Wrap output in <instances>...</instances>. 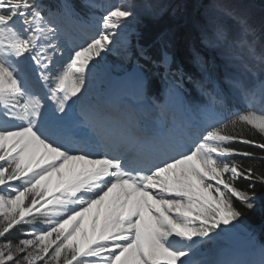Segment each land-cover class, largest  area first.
Masks as SVG:
<instances>
[{
  "label": "snow or ice",
  "instance_id": "6c2138e0",
  "mask_svg": "<svg viewBox=\"0 0 264 264\" xmlns=\"http://www.w3.org/2000/svg\"><path fill=\"white\" fill-rule=\"evenodd\" d=\"M188 7L0 0V264H264V244L258 262L200 251L235 227L237 203L256 207V183L264 185L254 167L264 162V15L218 0ZM145 8L153 19L169 14L150 36L138 28ZM69 24L95 31L73 44ZM201 47L244 71L221 77ZM109 53L135 58L136 97L158 113L154 124L109 131L84 103ZM176 98L195 119L168 118Z\"/></svg>",
  "mask_w": 264,
  "mask_h": 264
},
{
  "label": "bare ground",
  "instance_id": "6f19581e",
  "mask_svg": "<svg viewBox=\"0 0 264 264\" xmlns=\"http://www.w3.org/2000/svg\"><path fill=\"white\" fill-rule=\"evenodd\" d=\"M69 31L72 32L73 35V44H80L83 42L84 39L87 38L86 34L87 32L92 35V33L95 31L94 28H87L81 33L80 30L76 29L75 26L69 24L68 25ZM89 35V36H90ZM106 57V56H105ZM67 59V57H65ZM113 72L112 68H110L107 65H103L102 69H100L98 66L96 69L93 70V73L89 77V84H88V91L84 97V103L90 106L98 115V118L102 121H106L105 125L107 126V129L109 131L116 130L120 131L122 130H128L131 129H123V125L118 122H112L111 119H106L103 114L105 112H109L111 115L116 114V111L119 109L121 111L125 110L127 112H134V114L138 115V113L142 111H148L145 107L142 106V104L138 101L136 97V87H135V81H134V75L128 77L127 84H125V80L123 77L119 84L116 85H109V90L106 92L102 90L103 85L106 84V81L104 79H107L108 82L111 81V78L109 74ZM108 76V77H107ZM182 101L178 98L173 99L169 105L168 115L170 116V119L174 118L178 123H186L189 120H193L195 118L187 116V114L184 111ZM106 105H110V108H106ZM118 105V108L117 106ZM101 107V108H100ZM118 118H123L124 116L121 113H117ZM108 117V116H107ZM127 118L128 121H135L136 116L133 114H129L125 119ZM130 119V120H129ZM151 120L152 124H154L157 119L148 118ZM116 125V126H115ZM120 128V129H119ZM88 221H85V226H87ZM241 246V250L247 251V252H241L239 249H236L237 247ZM235 246L232 253L228 255L227 258L224 257V251L225 250H219L221 248H218L215 244V249L208 250V252H203L205 254V257L210 260H224V261H241L246 262L247 256L249 255V252L247 250V247L244 248V245ZM260 259L259 253L255 251L252 255V262H258Z\"/></svg>",
  "mask_w": 264,
  "mask_h": 264
},
{
  "label": "rangeland",
  "instance_id": "374dc122",
  "mask_svg": "<svg viewBox=\"0 0 264 264\" xmlns=\"http://www.w3.org/2000/svg\"><path fill=\"white\" fill-rule=\"evenodd\" d=\"M52 1H54L55 3L58 2V0H52ZM171 1L172 0H134L135 3L140 4L142 6L169 4V3H171ZM102 2L111 3V2H113V0H102ZM218 2L223 3L229 7L235 8L239 12H248V13L252 14L254 16V18H256V19H259L262 15H264V0H218ZM198 3L208 5V4L212 3V0H198ZM85 10L87 11V9H85ZM200 11H203V9H200ZM142 16H147V17L152 18L147 13L146 8L141 13V17ZM229 23H231V22L229 21ZM140 27H141V24L138 26L139 30H140ZM133 43H135V38H133ZM213 52L216 54V56L218 58V60L216 61V64L218 66L217 68L221 71V77H223L226 72L231 73V72H236V71H240V72L244 71L240 61H233V63L236 65L235 68L227 67L228 61L226 59L222 58L221 52L220 51H213ZM238 52H239V50H234L232 54L235 55ZM201 54L204 55V57L207 59V55H206L205 51L202 49H201ZM189 55H190V53L187 51V49H185L183 56L187 57ZM227 55H229V53L225 52L224 56H227ZM140 63L142 64L143 62L140 61ZM103 65H107L110 68H112V70H113V72L111 74H109L111 81L108 82V80H107L108 78L104 79L106 81V84L103 85L102 90H103V92L104 91L107 92L109 90V85L119 84L123 77H126L123 79L125 80V84H127L128 77L133 76L135 73L136 60L134 58L132 60L125 61V60H122L116 54L109 53L106 55V57H104V60H102L100 62L98 67L100 69H102ZM198 97L202 98L199 96V94H198ZM181 101L183 103L182 105H183L185 113L187 115H189V117H192L193 115H195V113L193 111H189V109L186 106L185 101H183V100H181ZM200 102H202V100H200ZM236 107H239L240 109H242L243 106L242 105H236ZM237 110H239V109H237ZM14 183L19 184V181L14 182ZM257 201H259V198ZM234 223H235L234 228L231 225L225 226V227H228L230 229V231L222 234V237L218 241H216L215 244H216V246H218V248H221L219 250H222V251L225 250L224 251V257L225 258H227L228 255L232 253L235 246L244 245V248L247 247V250L249 252V255L247 256V259L245 261L246 262H252V255H253V253H255V246H256V244H261V243L258 241L255 232L248 229L240 221H237ZM36 227L40 228V227H43V225L40 223L39 226H36ZM249 230L252 233L251 235L249 234ZM17 236L18 235H12L11 238H13L15 240V239H17ZM253 236H255V241L253 240ZM215 244L214 245H207V244L201 245L200 251L208 252V250H212V249L214 250ZM240 247L241 246L237 247L236 249H239L242 253L247 252V251L241 250Z\"/></svg>",
  "mask_w": 264,
  "mask_h": 264
},
{
  "label": "trees",
  "instance_id": "16d2710c",
  "mask_svg": "<svg viewBox=\"0 0 264 264\" xmlns=\"http://www.w3.org/2000/svg\"><path fill=\"white\" fill-rule=\"evenodd\" d=\"M179 2V0H172L171 3ZM198 3V0H188V11L191 12L193 10V6ZM168 13H165L164 16L160 17L159 19H153L147 16L141 17V27L140 31L145 35H152L154 32L162 28L166 22L168 21ZM192 41L199 46V40L197 37V34L193 33V36L191 37ZM207 55V59H214L215 62L218 60L216 54L213 51L203 49ZM143 62V61H142ZM217 71L219 75L221 76V71L217 68ZM160 89L163 90L164 84L161 79H156L154 81V89ZM188 97L190 99H195L197 101L202 100L203 98H199L198 94L195 92H188ZM239 131V129H237ZM246 135L249 133L245 130ZM235 147L245 148L246 150L255 151L258 155H260V151L258 149L252 148L250 146H244L240 144L234 145ZM244 164H247L248 161L245 159L243 160ZM254 167L257 169V171H264V162H256L254 163ZM238 186L241 188L246 187V182L240 181L238 182ZM255 191L257 195V200L259 198V201H256V207L252 210L247 209L246 207H243L239 203L236 204V206L244 213V215L240 218V222L244 224L248 229L255 232L258 241L261 244H264V185H261L260 183H256ZM40 224L39 222L37 223ZM12 235H18L15 231L12 233ZM11 235V236H12ZM11 236L9 238H11ZM13 239V238H11ZM14 240V239H13Z\"/></svg>",
  "mask_w": 264,
  "mask_h": 264
}]
</instances>
